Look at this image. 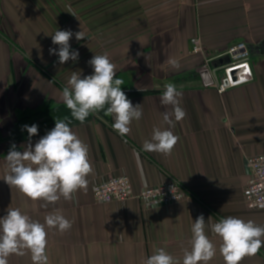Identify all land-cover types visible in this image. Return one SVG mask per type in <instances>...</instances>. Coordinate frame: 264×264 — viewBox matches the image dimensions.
Returning a JSON list of instances; mask_svg holds the SVG:
<instances>
[{
    "label": "crops",
    "instance_id": "1",
    "mask_svg": "<svg viewBox=\"0 0 264 264\" xmlns=\"http://www.w3.org/2000/svg\"><path fill=\"white\" fill-rule=\"evenodd\" d=\"M106 19L113 29L106 30ZM56 30L73 32L69 44L70 51L79 52L77 61L60 64L58 55L50 54V48L59 51L52 43ZM79 31L86 36L82 40L75 37ZM115 33L116 78L124 81V92L142 91L128 97L133 106L141 105L142 117L132 121L130 133L123 137L113 129L112 115L95 113L83 123L59 117L70 121L72 131L88 146L93 172L86 191L42 207L44 201L29 199L3 180L11 146L22 152L46 135L15 139V126L46 102L65 105L62 91L74 68L84 67L81 78L93 74L88 61L105 49L104 40L99 46L94 37ZM194 38L201 40L206 57L246 41L254 81L223 94L205 85L198 73L204 56L193 53ZM173 60L177 66L170 63ZM168 83L182 93L180 107L186 112L178 122L173 117L175 126L170 128L179 140L170 155L147 152L143 143L151 139L153 129H169L163 113L171 112L172 106L160 103ZM43 116L51 118L49 113ZM260 154H264V0H0V218L8 208H18L42 224L57 212L71 221L64 232L46 226L48 264H144L160 248L182 264L184 250L190 249L192 225L201 214L217 249L208 264H225L221 240L211 224L233 216L264 226V211L250 210L244 201L249 159ZM122 175L131 179L135 192L173 178L187 196L161 208H145L137 199L96 201L95 186ZM8 264H33L31 253L10 255ZM240 264H264V247Z\"/></svg>",
    "mask_w": 264,
    "mask_h": 264
},
{
    "label": "clouds",
    "instance_id": "2",
    "mask_svg": "<svg viewBox=\"0 0 264 264\" xmlns=\"http://www.w3.org/2000/svg\"><path fill=\"white\" fill-rule=\"evenodd\" d=\"M72 14V13H71ZM74 15V14H73ZM73 36L70 30H56L52 43L59 45V51L50 48V54L59 57L64 64L70 59L77 61L79 52L70 51L69 41ZM77 40L86 36L83 31L75 33ZM88 63L93 74L81 78L73 72L62 91V100L74 119L83 123L90 114L105 110L106 115L114 116L112 127L120 136L130 133L133 120L142 117L141 105L133 106L125 92L121 90L124 81L116 77L115 64L107 53L94 55ZM177 66L176 61H170ZM160 97L163 106H172V111L163 113L164 122L169 129H153L150 140H145L143 150L170 155L179 137L170 130L174 120L180 121L186 112L180 107L182 93L173 83L164 85ZM107 106V107H106ZM174 117V120H173ZM70 121L55 120V126L34 145L29 144L24 151H17L13 144L6 156L8 172L3 180L11 188H17L33 201H44L42 207L55 204L61 198L71 200L78 190H87V177L93 172L88 156V146L72 131ZM29 138L38 134V125H24ZM172 191V189H171ZM147 196L145 199L147 200ZM107 199V197H103ZM177 199V198H176ZM178 200V199H177ZM7 214L0 218V264H8L10 255L23 256L31 253L33 264H48L46 254L47 228H58L64 232L71 228L72 222L59 212L45 217V223L33 221L22 214L20 209L8 208ZM206 221L201 214L192 225L190 249H185L182 264H208L216 255V246L205 232ZM212 233L220 240L219 251L225 264H240L246 256H255L264 247V226L254 221L229 216L211 224ZM144 264H180L165 249H157Z\"/></svg>",
    "mask_w": 264,
    "mask_h": 264
},
{
    "label": "built area",
    "instance_id": "3",
    "mask_svg": "<svg viewBox=\"0 0 264 264\" xmlns=\"http://www.w3.org/2000/svg\"><path fill=\"white\" fill-rule=\"evenodd\" d=\"M191 44L193 53L204 56L198 73L208 71L211 84L207 86L214 87L218 93L223 94L229 89L254 81L255 73L251 65V52L247 43L237 42L224 53L214 57L205 56L200 39H192ZM213 62L218 64L213 66ZM248 163L250 177L244 190V201L248 209L264 211V154L250 158ZM186 196L184 186L173 178L164 184L147 187L139 192H135L131 179L125 175L112 177L94 188V197L98 202H125L137 199L145 208L167 207L184 200ZM103 197H107V199H103Z\"/></svg>",
    "mask_w": 264,
    "mask_h": 264
},
{
    "label": "trees",
    "instance_id": "4",
    "mask_svg": "<svg viewBox=\"0 0 264 264\" xmlns=\"http://www.w3.org/2000/svg\"><path fill=\"white\" fill-rule=\"evenodd\" d=\"M44 74L46 75L47 73L44 72ZM56 82H57V84H59L57 80H56ZM125 94L127 97H130L132 95L142 94V91H128V92H125ZM62 109L66 111L63 115L65 120H73L74 119L71 115V110L68 109L66 105H59V104L54 103L53 101L46 102V103L42 104L39 108L36 109L38 111L36 112V114L32 115V117H26V118L20 120V122L15 126L14 138L15 139L29 138V135H28L26 129H23L22 126H24V125L31 126L32 124L38 125V134L37 135L47 134V132L50 131L55 126V122L48 124L49 121H51V120L54 121V120L59 119V117L58 118L52 117L54 115L53 112H56V111L58 112V110H62ZM105 111H106V108H105V110H101L97 113H99L100 115L103 116L105 114ZM46 113H49L51 118L49 120H44V121L38 122L41 119L40 117L41 116L44 117L43 115H45ZM91 115L92 114H90L88 117H91ZM37 135H34V136H37ZM34 136H32V137H34Z\"/></svg>",
    "mask_w": 264,
    "mask_h": 264
},
{
    "label": "rangeland",
    "instance_id": "5",
    "mask_svg": "<svg viewBox=\"0 0 264 264\" xmlns=\"http://www.w3.org/2000/svg\"><path fill=\"white\" fill-rule=\"evenodd\" d=\"M110 6H111V4H109ZM108 5L107 4H105V7H107ZM111 8V7H110ZM106 15H107V13H106ZM105 22H107L108 23V29H106V30H109V29H113L112 28V26H113V24H111V21H109V20H105ZM115 27H116V19H115ZM111 31V30H110ZM115 32H116V29L114 30ZM107 32V31H106ZM97 38V40H98V43H99V46H100V44L102 43V39L104 40V42H105V49H104V51L103 52H101L99 55H102V54H105V53H107V55H108V57H109V59H110V61L112 62V63H114L115 64V66H116V33L115 34H104L103 36H95L94 37V39H96ZM241 41H243V40H241ZM95 42H96V40H95ZM113 42H115V45H113ZM238 42H240V41H238ZM243 42H245V43H247L246 41H243ZM235 43H237V42H235ZM234 43V44H235ZM232 46V45H231ZM99 52V51H98ZM98 52H94V53H98ZM224 53V52H223ZM204 60V59H203ZM203 60H202V62H203ZM201 62V63H202ZM84 69V67L83 68H81V67H76V68H74V71L73 72H77V73H81L82 72V70ZM89 69H91V68H89ZM41 70L43 71V73H44V71H45V73L47 72L44 68H41ZM115 71H116V68H115ZM47 74H48V72H47ZM82 75H84V72L83 73H81ZM50 75V74H49ZM116 78V77H115ZM63 110V109H62ZM62 115H64L63 114V112H60V111H58L56 114H54L52 117H54V118H58V117H61ZM41 119H42V121H44L45 120V118H43L42 116L40 117Z\"/></svg>",
    "mask_w": 264,
    "mask_h": 264
},
{
    "label": "water",
    "instance_id": "6",
    "mask_svg": "<svg viewBox=\"0 0 264 264\" xmlns=\"http://www.w3.org/2000/svg\"><path fill=\"white\" fill-rule=\"evenodd\" d=\"M216 66V65H215ZM201 77L203 78V81L206 85H210L211 84V77L208 71L202 72Z\"/></svg>",
    "mask_w": 264,
    "mask_h": 264
}]
</instances>
